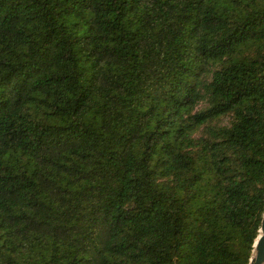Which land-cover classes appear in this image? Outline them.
Returning <instances> with one entry per match:
<instances>
[{"label": "trees", "instance_id": "obj_1", "mask_svg": "<svg viewBox=\"0 0 264 264\" xmlns=\"http://www.w3.org/2000/svg\"><path fill=\"white\" fill-rule=\"evenodd\" d=\"M263 212L264 0H0V264H249Z\"/></svg>", "mask_w": 264, "mask_h": 264}, {"label": "water", "instance_id": "obj_2", "mask_svg": "<svg viewBox=\"0 0 264 264\" xmlns=\"http://www.w3.org/2000/svg\"><path fill=\"white\" fill-rule=\"evenodd\" d=\"M249 264H264V212L260 224L259 235L253 244L252 257Z\"/></svg>", "mask_w": 264, "mask_h": 264}, {"label": "rangeland", "instance_id": "obj_3", "mask_svg": "<svg viewBox=\"0 0 264 264\" xmlns=\"http://www.w3.org/2000/svg\"><path fill=\"white\" fill-rule=\"evenodd\" d=\"M222 123L224 125H227L229 123V119L228 118H223Z\"/></svg>", "mask_w": 264, "mask_h": 264}]
</instances>
